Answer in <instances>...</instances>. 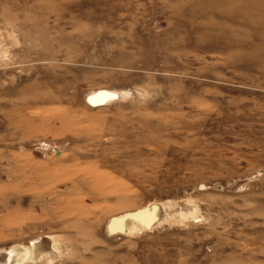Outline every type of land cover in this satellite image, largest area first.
Masks as SVG:
<instances>
[{
  "label": "rangeland",
  "instance_id": "374dc122",
  "mask_svg": "<svg viewBox=\"0 0 264 264\" xmlns=\"http://www.w3.org/2000/svg\"><path fill=\"white\" fill-rule=\"evenodd\" d=\"M44 238L8 264H264V0H0V252Z\"/></svg>",
  "mask_w": 264,
  "mask_h": 264
},
{
  "label": "water",
  "instance_id": "95a60500",
  "mask_svg": "<svg viewBox=\"0 0 264 264\" xmlns=\"http://www.w3.org/2000/svg\"><path fill=\"white\" fill-rule=\"evenodd\" d=\"M95 94H97V92H95ZM95 94H90L87 97V102L92 106L102 105V104H104L103 101H105V99H107L108 96L110 97V95H108V96L105 95L104 97L100 98L99 101H97L95 103V102H92V97L95 96ZM36 155L40 156V153L36 152ZM161 210L162 209L159 207V205L152 204L150 206H145L143 208L137 209L133 212H127V213H124L122 215L112 217L108 220V223L106 226L107 232L109 234H118V233L123 234L124 232H123V228L121 225H123L126 220L136 221V222L140 223V225L144 229L150 230L156 223H158L160 216H161V213H162ZM142 214L149 215L148 216L149 218L146 220H143L141 217ZM116 221L120 222L121 227L119 226V228L113 229L111 226V223H116ZM110 226L112 229H110ZM8 253H9V251L0 252V254H2L1 256L4 257V258H1V256H0V264H8L10 262V259H9L10 257L7 255ZM7 256L9 258H7Z\"/></svg>",
  "mask_w": 264,
  "mask_h": 264
},
{
  "label": "bare ground",
  "instance_id": "6f19581e",
  "mask_svg": "<svg viewBox=\"0 0 264 264\" xmlns=\"http://www.w3.org/2000/svg\"><path fill=\"white\" fill-rule=\"evenodd\" d=\"M159 206L161 207L162 210H164L163 205H160L159 204ZM144 214H142V216H144L143 220L144 219H148L149 218L148 217L149 215H144ZM119 223H120L119 221H116V223H111L112 228L113 229L119 228V226H120ZM115 225H117V226H115ZM111 226H110V229H112ZM122 228H123V226H122ZM48 240L49 239H45L44 238V239H41V240H39L37 242L34 241L31 244V246L30 245H28V246H15L7 254L10 258L8 256H7V258L10 259V262L11 263H15V262L24 261V260H27V259L33 260L34 258H41L45 254H48L51 257H54V255L51 254L52 252H48V246L51 243L50 240L49 241ZM1 255L2 254H0V256ZM1 258H4V257L1 256Z\"/></svg>",
  "mask_w": 264,
  "mask_h": 264
}]
</instances>
